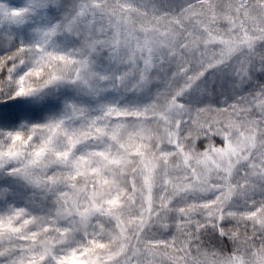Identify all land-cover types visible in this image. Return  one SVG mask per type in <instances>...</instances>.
<instances>
[{
	"label": "clouds",
	"instance_id": "1",
	"mask_svg": "<svg viewBox=\"0 0 264 264\" xmlns=\"http://www.w3.org/2000/svg\"><path fill=\"white\" fill-rule=\"evenodd\" d=\"M0 264H264V0H0Z\"/></svg>",
	"mask_w": 264,
	"mask_h": 264
}]
</instances>
